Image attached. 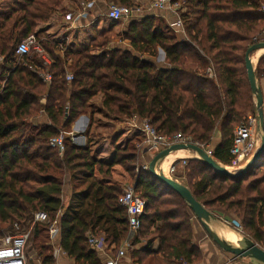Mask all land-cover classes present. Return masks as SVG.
I'll use <instances>...</instances> for the list:
<instances>
[{
	"label": "trees",
	"instance_id": "16d2710c",
	"mask_svg": "<svg viewBox=\"0 0 264 264\" xmlns=\"http://www.w3.org/2000/svg\"><path fill=\"white\" fill-rule=\"evenodd\" d=\"M115 1L133 6L131 0ZM62 2L0 0V236L2 225L12 227L28 218L32 224L33 214L42 212L47 220L33 223L30 235L40 264H55L48 233L52 222L58 225L57 243L67 257L76 264H101L86 234L102 237L112 253L117 251L129 229L118 197L123 185L132 183L145 208L128 249L130 261L199 264L193 214L175 191L140 165L138 136L123 147L114 146L109 161L96 158L89 143L76 145L69 136L64 137L62 154L48 141L61 131L69 133L70 125L88 112L89 130L94 123L90 101L102 95V107L115 120H145L161 136L181 134L209 146L219 131L212 157L230 165L234 128L251 106L244 56L264 30V0H185L187 12L181 17L187 39L178 40L169 26L145 15L131 19L122 31L121 40L128 41V47L112 46L108 30L77 51L36 30ZM195 7L197 15L191 18ZM29 35L52 61L46 67L49 85L28 68L40 65L35 56H15L17 45ZM158 47L165 53V66L153 61ZM209 67L212 77L206 72ZM254 69L257 80L264 82V54ZM41 112L45 119L38 120ZM178 165L184 185L198 202L221 210L264 246V148L239 176L217 173L198 158ZM66 176L70 192L65 203L61 195ZM141 240L145 246L135 247ZM154 241L157 247L152 250Z\"/></svg>",
	"mask_w": 264,
	"mask_h": 264
},
{
	"label": "crops",
	"instance_id": "0c3cea01",
	"mask_svg": "<svg viewBox=\"0 0 264 264\" xmlns=\"http://www.w3.org/2000/svg\"><path fill=\"white\" fill-rule=\"evenodd\" d=\"M93 1H94L93 6L89 9H86L85 4L87 1L63 0L62 5L53 14L51 19L47 23L38 25L36 30L43 31L44 33H47L48 35L52 34L50 38L54 41L58 42V41L64 40L65 45L72 51L84 49L85 47L88 46V43H89V42L88 43L83 42L85 35L86 37L88 35L92 37L95 35L94 33L96 30L97 32H103L104 30L108 29L107 22H109V25H110V21L107 20L106 18H103L102 16H104V12H107L110 7L109 6L108 9L105 10V6L108 5L109 3L116 2L115 0H93ZM132 2H134L136 6H139L141 8L142 16H145V15L155 16L162 22V24L170 27L169 24L174 19L173 13L170 10L166 9V10L158 11V10L149 9V7H147L149 0H132ZM91 10H93L94 12H92ZM101 10H103L104 12ZM192 11H193V14L190 17L195 18L197 15V7L192 8ZM58 20L60 21L57 22ZM129 21L130 20H127V19L119 21L122 23H119L118 27L123 28V31H124ZM113 23L114 22H112V24ZM116 25L117 23L113 24V26L115 27ZM63 29L67 30L69 34L61 38L60 35ZM172 31L178 40L183 39L180 35H177L173 29ZM69 35L70 37L77 36L75 38L77 40L70 39ZM78 37H79V41H78ZM122 46L128 47V43H125ZM58 55H60V53H58ZM153 61L157 63L158 66H165V53L161 48L159 47L157 48V55L153 57ZM102 99H103L102 95H97L90 101V104L94 106V109H95L94 119L97 120L96 124L92 125L90 129L88 130L90 113L88 112L87 114L80 115V116H85L87 120L85 118H81L78 122H76V120L80 117L79 116L70 125V129H71L70 133L72 134V136H70V139L76 145L83 146L87 144L88 138H93L94 139L93 142L95 143L99 136V133L101 132L104 133L102 134V136L99 137L103 143L100 145L99 144L93 145L91 147V150H92V154L96 156V158L109 161L114 154V146L123 147L125 142L131 139L132 135L137 131L142 135L140 131L141 120L137 119L136 117L132 119H128V120H122V121L115 120L113 117H111L110 115L104 112V109L102 107ZM219 140H220L219 131L216 130L214 135L212 136V141L210 145L214 146L215 144L219 142ZM182 151H184V153ZM155 153L156 152L153 150L144 149L142 155L139 158V162L142 164V166L144 165L148 166L149 161L151 160L152 156ZM189 155H192V154H189L188 150H179V151L171 153L169 156H167L163 161H161L158 164L157 172H161L165 176L170 177L171 179L184 184V181H183L184 177L182 176V174L175 173L176 172L175 169L173 172H171L170 166H172L174 160L178 158L188 157ZM179 167H181V165ZM68 181L69 179L67 177V180L64 181V187L62 189V195H61L62 198L64 194L66 195V193L64 192H67V196L69 195L70 188H69ZM211 212L216 217L218 215L219 217L221 216L220 218L222 219V221H224L227 224H230L229 220L231 219L229 216H226V214L221 215L222 213L218 211H213V210H211ZM192 227H193V242L200 249V252L202 255V260L199 264H251L249 259L239 260V259L234 258V256H230L229 254H226L222 252L221 250H219V248H217L214 243L208 240L209 237L207 238L206 233L203 232L201 226L199 225L197 220L194 218V216L192 218ZM145 244H146L145 240H141L137 244L138 245L137 248H142L145 246ZM52 246L54 249L53 254L56 260L55 264H76L74 263L73 260L67 261V256L65 252H63L61 248L58 246L57 241L54 242ZM156 247H157V241H154L151 248L152 250H154L156 249ZM111 249L112 247H108L106 252L109 253ZM99 254L101 256V259L105 258L104 253L99 252ZM35 264H40V262L39 263L37 262ZM166 264H178V263L167 261Z\"/></svg>",
	"mask_w": 264,
	"mask_h": 264
},
{
	"label": "built area",
	"instance_id": "2783aa9c",
	"mask_svg": "<svg viewBox=\"0 0 264 264\" xmlns=\"http://www.w3.org/2000/svg\"><path fill=\"white\" fill-rule=\"evenodd\" d=\"M94 1H87L85 8L89 9L93 6ZM185 0H149V9L153 10H170L173 13V21L169 24L177 35H180L183 39H187V35L184 29V22L181 17L183 12ZM142 16V10L139 6H124L120 4H111L108 11L105 14V18L110 22H117L121 20H131L136 17ZM15 56L19 59L23 57H34L40 63V65H28L31 71L38 74L41 80L49 85L51 82V74L46 68L52 61L48 56L44 48L38 43L34 35H29L24 38L15 49ZM208 76H214L213 69L209 67L206 70ZM72 79V74L66 71V80L70 81ZM140 131L143 137V149L153 150L158 152L159 150L166 148L172 144L176 143H193L205 151L208 156L212 157V148L207 145L199 144L193 142L189 137L182 136L181 134H176L172 137L161 136L156 130L149 125L145 120L141 121ZM65 136H72V134L66 132H59L55 137H52L48 141V146L57 150L59 154H62L64 150L63 140ZM260 138L258 136V123L257 117L255 115H247L243 118L239 124L234 128V134L232 137V146L230 153L232 155L230 165H223L230 172H235L241 166H243L249 158L254 154V152L259 147ZM194 153V152H193ZM188 157L178 158L174 160V164L170 166V171L173 172L178 162L184 164V160L190 158ZM192 158H198V155L194 153ZM146 168V167H145ZM126 186V187H124ZM118 203L126 210L128 230L135 233L138 231L141 225L140 217L144 213L145 200L134 191L133 185L127 186L126 184L122 187V193L118 197ZM47 217L42 212H37L33 214L32 224L35 222H45ZM29 224L26 230L17 232V223L13 225V233L4 236L0 240V264H28L25 252V246L31 235V226ZM240 228V227H239ZM49 237L52 243L58 241L59 228L56 222H52L49 225ZM87 243L90 249L102 252L105 258L102 259L101 264H133L128 258V249L131 247L130 243L125 240L122 242L121 246L117 249L115 253L111 251L107 253L108 246L104 244L103 238L95 236L88 232L86 234ZM264 250V247H262ZM181 264H188L182 262Z\"/></svg>",
	"mask_w": 264,
	"mask_h": 264
},
{
	"label": "water",
	"instance_id": "95a60500",
	"mask_svg": "<svg viewBox=\"0 0 264 264\" xmlns=\"http://www.w3.org/2000/svg\"><path fill=\"white\" fill-rule=\"evenodd\" d=\"M260 49H264V41H258L250 45L247 48L244 56V64L247 72L248 82L251 91L255 93L256 97L255 108L257 111V123L260 137V145L254 152V154L249 158V160L235 172H230L222 164L216 162L213 157L208 156L200 146L193 143H176L156 152L152 156L147 166V170L152 176L156 177L159 181L175 191L187 203L194 218L197 220L203 231L219 249L235 257L247 258L250 260L251 264H264L263 248L253 240H251L249 237L237 231L239 229H230L233 232L237 233L238 236H240L236 245L228 242L224 238H221L213 228V223L218 222L222 225H226L227 223L225 224V222L218 220L210 210L206 209L200 202H198L187 186L171 179L170 177L165 176L161 172H157V166L168 155L179 150H188L194 152L198 155L201 161L212 168L215 172L230 176H239L243 174L256 162L264 148V113L263 93L261 90V86L259 85L258 80L255 76L254 65L251 62V54ZM81 118H85L87 120L85 116H80L76 120V122H78ZM238 224V222H234V225L236 227H239Z\"/></svg>",
	"mask_w": 264,
	"mask_h": 264
},
{
	"label": "rangeland",
	"instance_id": "374dc122",
	"mask_svg": "<svg viewBox=\"0 0 264 264\" xmlns=\"http://www.w3.org/2000/svg\"><path fill=\"white\" fill-rule=\"evenodd\" d=\"M131 5H135L134 4V2H132V0H131ZM137 3V2H136ZM111 4H119V3H117V2H112V3H109L108 5H106L105 6V10L106 9H108V7L111 5ZM99 10V9H98ZM104 10V9H103ZM103 10H101V11H103ZM104 10V11H105ZM183 10V12L185 11V12H187V10L186 9H182ZM92 12H94L93 10H91ZM103 11V12H104ZM105 13L106 12H104V16H102L103 18H105ZM64 16V15H63ZM62 17V16H61ZM63 18V17H62ZM60 20H58L57 22H59ZM56 22V23H57ZM114 23H117V25H116V27L115 26H113V24ZM113 24H112V22H110V25H109V22H107V26H108V29H106V30H104L103 32H97V30L95 31V35L94 36H90V35H88L87 37H86V35H85V37H84V40H83V42H89L88 43V46L90 45V43H91V41L92 40H94L95 39V37H96V35H98V34H101V33H106V31H108V30H111V32H112V37H110L109 38V41H110V43H111V45L112 46H114V45H123V44H125V43H128V41H126V40H121V34H122V31H123V28H119L118 27V25H119V23H122V22H119V21H117V22H114ZM58 27H60V26H58ZM54 30V29H53ZM54 32V31H53ZM263 32H264V30L262 31V34L256 39V41L258 42V41H264V34H263ZM69 34V32L67 31V30H62L61 31V35H60V37L62 38L63 36H67ZM45 35H47V36H49V38H50V36H52V34H47V33H45ZM55 35V34H54ZM53 35V36H54ZM105 35H102V36H100V37H98V39L99 38H103ZM77 36H72V37H70V35H69V38L70 39H72V40H74L75 38H76ZM51 39V38H50ZM37 40V39H36ZM72 40H71V42H72ZM75 40H77V39H75ZM90 40V41H89ZM38 41V40H37ZM78 41H79V37H78ZM84 44V43H83ZM262 54H264V49H261V50H258V51H256V52H254L252 55H251V60H252V64L254 65V68H255V66H256V62H257V59L259 58V56H261ZM258 83H259V85L261 86V90H262V93H263V105H264V82L263 81H258ZM249 93H250V103H251V106L250 107H248L247 109H246V111H245V113H244V115L242 116V118H241V120L243 119V118H245L247 115H255L256 117H257V111H256V108H255V102H256V97H255V93H253L252 91H249ZM93 107V110H95L94 109V106H92ZM104 109V108H103ZM104 112L106 113V114H108V112L104 109ZM104 113V114H105ZM41 114L42 113H40V116H38V120H43V119H45V118H43L44 117V115L42 114V116H41ZM109 115V114H108ZM37 119H30L29 121L30 122H37ZM93 120H94V123H93V125L94 124H96V122H97V120H95L94 118H93ZM99 121H101V120H99ZM141 121H144V120H141ZM150 125V124H149ZM94 128V127H93ZM68 133V132H67ZM102 134H104V133H99V136H98V138H97V140H96V142L94 143L93 141H94V139L93 138H88V142L87 143H89L90 144V146L92 147L93 145H96V144H102L103 142L101 141V139L99 138L100 136H102ZM135 136H138L141 140L138 142V143H136L135 144V148H136V153H137V156H138V160H139V158H140V156L142 155V153H143V148H144V145H143V137H142V135L137 131V132H135L133 135H132V137L131 138H134ZM258 136H259V131H258ZM260 138V137H259ZM260 141V140H259ZM93 142V143H92ZM74 143V142H73ZM260 143V142H259ZM75 144V143H74ZM98 145V146H99ZM260 145V144H259ZM210 147H211V145H209ZM183 153H184V151H182ZM189 154H192V155H194V153L192 152V151H189ZM192 155L190 156V158H192ZM139 162V161H138ZM140 163V162H139ZM175 163V162H174ZM173 163V164H174ZM140 165L142 166V164L140 163ZM223 165V164H222ZM145 167H147V165H144ZM144 166H142L143 168H145ZM180 165H177L176 167H175V173H183V171H182V168L181 167H179ZM226 166V165H225ZM147 169V168H146ZM67 177L68 176H66V178H64V181H66L67 180ZM184 181V180H183ZM132 183H126V185L127 186H129V185H131ZM63 187H64V184H63ZM124 187H126V186H124ZM64 193H66V195L64 194ZM63 194H64V196H63V201L65 202L66 200H67V198H68V196H67V192H64ZM208 210H210L211 211V209H208ZM213 211H218V212H220L221 210H217V209H213ZM221 215H224V213L223 214H221ZM221 217V216H220ZM219 217V215L216 217L218 220H220V221H222V219ZM232 218V217H231ZM29 221H30V219L28 218L26 221H24V222H22V224H18L17 225V228H15V230L17 231V232H20V231H22V230H26L27 228H28V224H29ZM224 222V221H223ZM234 222H236L235 220H229V223L230 224H226V226H228L230 229L232 228V229H235V230H237V229H239V230H237V231H239V232H241L242 234H244L245 236H247L244 232H243V230L241 229V227H240V225H239V227H236L235 225H234ZM14 225H12V227H9L8 225H6V224H4V225H2V232H3V234L0 236V240L4 237V236H7V235H9L10 233H13L14 232V230H13V227ZM203 230V229H202ZM204 232V231H203ZM49 233V232H48ZM137 233H138V231H136L135 233H133V232H131V231H129L128 230V233H127V237L125 238V240H127L129 243H131L132 241H133V239L137 236ZM205 233V232H204ZM207 236V235H206ZM248 237V236H247ZM207 238H208V236H207ZM30 239V238H29ZM28 239V241H27V243H26V246H25V252H26V258H27V261H28V264H35V263H39L40 262V260H39V258H38V256L36 255V253L34 252V250L33 249H31V246H32V241H31V239L29 240ZM124 240V241H125ZM208 240H210V242H212L211 241V239H209L208 238ZM140 242V241H139ZM138 242V243H139ZM137 243V244H138ZM213 243V242H212ZM135 245V247H137L138 245ZM216 246V245H215ZM217 247V246H216ZM261 247H264V246H261ZM30 248V249H29ZM218 248V247H217ZM219 250H221V249H219ZM222 251V250H221ZM222 252H224V251H222ZM53 253H54V249H53ZM225 253V252H224ZM226 254H229V253H226ZM230 256H233V255H231V254H229ZM234 258H236V259H239V260H246L247 258H240V257H235L234 256ZM70 260H73L72 258H70V257H67V261H70ZM74 261V260H73ZM55 262H56V260H55ZM74 263H75V261H74ZM182 262H180L179 264H181Z\"/></svg>",
	"mask_w": 264,
	"mask_h": 264
},
{
	"label": "bare ground",
	"instance_id": "6f19581e",
	"mask_svg": "<svg viewBox=\"0 0 264 264\" xmlns=\"http://www.w3.org/2000/svg\"><path fill=\"white\" fill-rule=\"evenodd\" d=\"M251 62H252V60H251ZM213 228L216 230V232L218 233V235L221 238H224L225 240H227L228 242H230V243H232L234 245H236L238 239L240 238V236H238L237 233H235L232 230H230V228L228 226L222 225V224H220L218 222H214L213 223Z\"/></svg>",
	"mask_w": 264,
	"mask_h": 264
}]
</instances>
